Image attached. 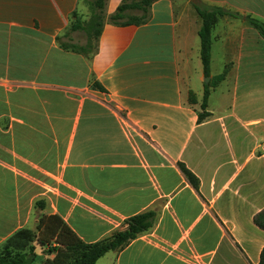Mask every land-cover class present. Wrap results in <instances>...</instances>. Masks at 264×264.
<instances>
[{"label": "crops", "instance_id": "0c3cea01", "mask_svg": "<svg viewBox=\"0 0 264 264\" xmlns=\"http://www.w3.org/2000/svg\"><path fill=\"white\" fill-rule=\"evenodd\" d=\"M122 2L107 0L87 56L58 40L83 0H0V249L44 215L95 243L154 212L151 230L99 261L190 264L181 255L195 251L260 264L264 36L246 18L264 23V0H158L145 24L114 25ZM195 5L237 15L213 26L210 80L228 74L205 109Z\"/></svg>", "mask_w": 264, "mask_h": 264}, {"label": "trees", "instance_id": "16d2710c", "mask_svg": "<svg viewBox=\"0 0 264 264\" xmlns=\"http://www.w3.org/2000/svg\"><path fill=\"white\" fill-rule=\"evenodd\" d=\"M158 0H123L116 12L108 17L109 21L114 25H142L149 19V10L151 5ZM92 4L103 15H106L107 0H92ZM201 20L202 26L199 30V38L201 42V61L205 77L211 78V52H212V29L219 16H232V13L217 10L203 9L195 5ZM142 11V15H130V11ZM76 15V14H75ZM250 24L257 28L264 36V23L251 18H246ZM105 21V20H104ZM103 21V22H104ZM103 22L99 23V28L94 31V37L98 49L99 38L102 33ZM82 22L76 18L71 26V31H77L82 28ZM60 41V46L66 51H72L78 54H85L83 48H78L75 45H68ZM86 55V54H85ZM88 56V55H87ZM228 74V68L219 76L212 78L205 87L202 108L207 106V100L211 93V89L218 86ZM93 87L102 89L96 82ZM190 101H193V94H190ZM208 113L200 114L199 120H204ZM181 169L191 182L198 188L199 180L193 175L184 165ZM39 207H44V203L38 202ZM155 213L147 212L135 217H132L126 222V229L118 231L110 238L95 242L87 243L83 241L72 228L58 215H44L39 219L35 230L21 229L12 235L0 249V264H33L32 259L23 258L25 252H29V256H35L36 246L42 248L44 253L48 255L45 264H96L102 257L111 251H121L130 242L135 240L141 234L151 230L155 223ZM255 224L264 230V211L255 217ZM27 255V254H26ZM53 258H50V256ZM260 264H264V249L261 254Z\"/></svg>", "mask_w": 264, "mask_h": 264}, {"label": "rangeland", "instance_id": "374dc122", "mask_svg": "<svg viewBox=\"0 0 264 264\" xmlns=\"http://www.w3.org/2000/svg\"><path fill=\"white\" fill-rule=\"evenodd\" d=\"M86 6V12L84 13L83 20H81L82 28L77 31H72L70 39H63L62 42L67 43L68 45H75L78 48H83L85 54L91 56L96 51V40L94 37V31L99 28V23H102L105 20V15L101 13L97 8L92 4V0H83ZM130 15H142V11L133 10L129 12ZM202 21V20H201ZM209 78V77H208ZM207 77L204 78V89L209 84L206 81ZM45 250L36 246L35 256H29V252H25L22 256L23 258L32 259L33 264H45L48 255L44 253ZM27 254V255H26ZM108 263L107 260L98 261L96 264Z\"/></svg>", "mask_w": 264, "mask_h": 264}, {"label": "built area", "instance_id": "2783aa9c", "mask_svg": "<svg viewBox=\"0 0 264 264\" xmlns=\"http://www.w3.org/2000/svg\"><path fill=\"white\" fill-rule=\"evenodd\" d=\"M182 259L190 264H207L204 260V255L195 251H190L187 254L181 255Z\"/></svg>", "mask_w": 264, "mask_h": 264}, {"label": "water", "instance_id": "95a60500", "mask_svg": "<svg viewBox=\"0 0 264 264\" xmlns=\"http://www.w3.org/2000/svg\"><path fill=\"white\" fill-rule=\"evenodd\" d=\"M206 81L209 82L210 81V78H207Z\"/></svg>", "mask_w": 264, "mask_h": 264}]
</instances>
